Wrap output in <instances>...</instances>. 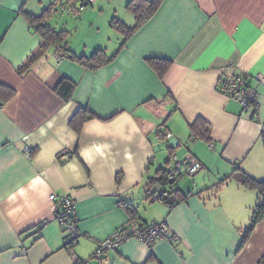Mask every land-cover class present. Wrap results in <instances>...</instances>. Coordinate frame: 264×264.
I'll return each instance as SVG.
<instances>
[{
    "label": "crops",
    "instance_id": "0c3cea01",
    "mask_svg": "<svg viewBox=\"0 0 264 264\" xmlns=\"http://www.w3.org/2000/svg\"><path fill=\"white\" fill-rule=\"evenodd\" d=\"M55 1L0 0V89L14 92L7 100L0 91V264H264V216L244 242L260 194L234 176L239 168L264 181V0H162L124 45L111 22L135 25L131 0L102 1L104 25L89 17L97 2L83 14L57 5L48 23L59 14L81 17L68 31V54L104 49L113 59L91 69L77 58L59 61L50 47L21 73L42 42L27 15L40 17ZM153 59L171 61L163 77ZM240 74L257 90L258 108L218 93L223 76ZM64 78L75 83L67 102L55 91ZM81 108L95 117L77 130L71 122ZM198 119L210 127V144L192 135ZM168 135L183 146L178 158L190 154L203 165L180 183L184 199L173 209L146 197ZM52 193L76 202L73 252ZM147 201L151 218L140 211ZM131 208L140 222L165 223L180 242L147 247L130 239L92 258L99 242L132 223Z\"/></svg>",
    "mask_w": 264,
    "mask_h": 264
},
{
    "label": "trees",
    "instance_id": "16d2710c",
    "mask_svg": "<svg viewBox=\"0 0 264 264\" xmlns=\"http://www.w3.org/2000/svg\"><path fill=\"white\" fill-rule=\"evenodd\" d=\"M78 1H81L82 6H84L83 10H85L88 7L94 6L95 4V3L94 4L88 3L87 0H63V4H61L62 3L61 0H56L55 3L52 6H50L42 16L32 17L27 15V18L29 19L31 24L34 26L37 33L41 36L42 42L40 43L38 50L22 66V68L20 69L21 73L25 69H28L34 62H36V60H38V58L43 54V52L50 47H55L57 51H61L66 58L67 57H70L72 59L77 58V60L80 61L83 65L91 69H97L103 64H106L113 59L107 56L106 51L104 49H97L89 57H84V56L74 57V54L73 55L68 54L71 52L69 49L66 48L69 32L66 30L58 31L53 26H51L50 23H48V19L52 18L53 14L56 12L57 5L63 11H69L73 13L82 12L83 10H80L79 8L76 7ZM161 2L162 0H131L128 3L127 9L131 11L135 16V25L133 27L127 26L120 20L117 19L112 20L111 27L116 31H118L120 34H122V36L124 37L123 45L134 34L136 30H138L148 19L151 18V16H153V14L157 11L158 7L160 6ZM150 63L157 70V72L161 77H163L166 74V72L171 66V61L164 59H153L150 60ZM239 76H243V75L240 74ZM74 90H75V83L65 78L62 79V81L58 84V86L55 89L56 93L66 102L72 99ZM0 91L3 93L4 97L7 100L12 98L11 96L14 95V92L12 90H8V87L5 86L1 87ZM88 115L90 117H88ZM94 117L95 116L89 110L85 108H81L74 116L71 125H73L74 128H77V130H79L84 119H88V118L92 119ZM191 130L193 137L204 139L208 141L210 144L209 141L210 127L204 120L198 119L195 122V124L192 125ZM261 140L264 146V129L261 134ZM162 170H164L163 166L160 167L159 171ZM165 172L162 178H150L148 180L146 189L148 187L154 186L155 184H159V183H161L162 186H165L167 183V180L164 177ZM234 176L237 177L244 186L256 190L260 194V203L254 210L252 218L250 220V225L245 231L246 235L244 242H246L248 237L251 235L252 231L258 224V222L264 216V181H257L249 177L239 168L234 171ZM224 181L227 182L229 181V179H225ZM174 193L176 194L177 201L172 205L171 204L167 205L170 209H173L178 203H180V201L184 199V196L181 194L182 192L180 191V187H178ZM146 197L150 201V195L147 190H146ZM131 210H132V223H136L138 222L135 215L136 210L134 208H131ZM143 223L145 225H150L149 223H145V222ZM152 224H159V223H152ZM61 228L63 232L66 234L65 245H64L65 249L67 250H70L71 248L74 249L75 246L72 247L73 242L69 241L70 239L69 234L66 233L64 227L61 226ZM79 238L77 239L76 244L78 243ZM95 257H96V252L92 256V258ZM85 262L86 261L78 260L76 264H85ZM263 262H264V258H263Z\"/></svg>",
    "mask_w": 264,
    "mask_h": 264
},
{
    "label": "built area",
    "instance_id": "2783aa9c",
    "mask_svg": "<svg viewBox=\"0 0 264 264\" xmlns=\"http://www.w3.org/2000/svg\"><path fill=\"white\" fill-rule=\"evenodd\" d=\"M97 1L98 0H87L88 3L93 4ZM83 8L84 6H82L81 3L79 9L83 10ZM56 57L59 61L65 58L61 51H57ZM248 81L249 77L244 75L223 76L217 85V91L225 97L240 103L245 110L254 109L257 108L259 104V94L256 89L248 85ZM171 138L172 136L168 135V143L166 144L167 149L174 152V150L176 151L183 147L181 143L172 141ZM210 147L214 148V144ZM25 155L28 158L32 156V152L29 148L25 149ZM60 157L67 161L70 155L69 153H62ZM202 169L203 165L192 155L189 154L184 158H178L174 155V157H172L171 166L164 175L167 180L166 185L162 186L161 183H159L146 189L150 195V201H161L166 205L174 204L177 201L174 192L180 186V183L186 177H194ZM49 199L56 207V221L65 228L66 233L70 236L69 241L73 242L72 247H74L77 239L80 237L74 221L76 211L75 200L67 195L55 193H52ZM130 239H136L147 247H152L161 241H168L170 243L180 242L179 237L173 234L165 223L145 225L143 222L138 221L136 223H130L124 229L117 231L109 239L99 242L95 258L102 259L106 253L118 249L123 243ZM69 251L73 252V248Z\"/></svg>",
    "mask_w": 264,
    "mask_h": 264
},
{
    "label": "rangeland",
    "instance_id": "374dc122",
    "mask_svg": "<svg viewBox=\"0 0 264 264\" xmlns=\"http://www.w3.org/2000/svg\"><path fill=\"white\" fill-rule=\"evenodd\" d=\"M104 0H98L97 3L95 4L94 8H96V13L95 14H91L89 17L91 18H95V19H99L100 20V24L101 25H104L106 24L105 22L107 20H109V14L106 13V10L105 11H100L101 7H99L98 5ZM107 1V0H106ZM102 4V3H101ZM98 6V7H97ZM79 8V6L77 7ZM92 8H89L88 11H91ZM83 14V12H81ZM102 15V16H101ZM81 17H75L73 14H65V15H62V14H59V15H55L52 22H51V26H53L54 28H56L58 31L60 30H66V31H72L74 32V27L76 26V22L78 23L79 20H80ZM87 21H84V25L86 24ZM80 23V22H79ZM86 26V25H85ZM84 27V26H83ZM87 31V28L83 29L81 28L80 31H79V35L75 38L74 40V44L75 45H78V44H82L81 42V36L84 35V33H86ZM103 32H104V29H103ZM111 35H114V34H111ZM80 39V40H79ZM168 151H170L169 149H165V150H161L158 154V161L154 163V165L152 167H150V171H149V176H154V178H162L163 177V174L165 171L168 170L169 168V165L167 164L168 160H169V153ZM158 164L162 165L163 166V169L162 171H159V167H158ZM159 168V169H158ZM152 202V201H150ZM144 202H140V211L142 213V216L145 217H149L151 218V208L153 205L149 204L148 201L146 202V204ZM149 209V210H148ZM149 213V215H146V213ZM155 214V213H153Z\"/></svg>",
    "mask_w": 264,
    "mask_h": 264
},
{
    "label": "water",
    "instance_id": "95a60500",
    "mask_svg": "<svg viewBox=\"0 0 264 264\" xmlns=\"http://www.w3.org/2000/svg\"><path fill=\"white\" fill-rule=\"evenodd\" d=\"M182 148H183V147H182ZM176 151H177V150H176ZM176 151L174 150V154H175L176 157H178V156H177V153H175ZM170 157H171V156H170ZM171 160H172V158H171ZM168 162H170V160H169ZM168 162H167V163H168Z\"/></svg>",
    "mask_w": 264,
    "mask_h": 264
}]
</instances>
